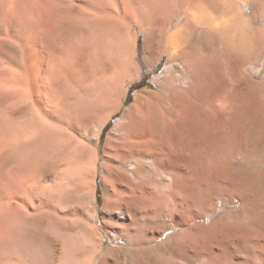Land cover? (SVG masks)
Masks as SVG:
<instances>
[{
  "label": "bare ground",
  "instance_id": "obj_1",
  "mask_svg": "<svg viewBox=\"0 0 264 264\" xmlns=\"http://www.w3.org/2000/svg\"><path fill=\"white\" fill-rule=\"evenodd\" d=\"M263 67L264 0H0V264H264Z\"/></svg>",
  "mask_w": 264,
  "mask_h": 264
},
{
  "label": "rangeland",
  "instance_id": "obj_2",
  "mask_svg": "<svg viewBox=\"0 0 264 264\" xmlns=\"http://www.w3.org/2000/svg\"><path fill=\"white\" fill-rule=\"evenodd\" d=\"M203 13H204L203 11H198V13L196 12V14L198 16V17L197 16L196 17L199 18V19H202L203 16H205V13L204 14ZM200 15H202L201 18H200ZM181 19H182V17L176 15V18L173 21L174 23H172V28H173L172 30H178L179 28H181V23H180ZM152 23H154V22H152ZM152 23L150 24V28L148 27L149 31H151L150 32V34H151L150 36H153L152 34L155 31H157V32L160 31L161 32V29L158 28L159 26L155 25V23H154L155 26L154 25L152 26ZM151 26H152L153 30L151 29ZM147 31L139 28L137 25H133V26H131L129 28L128 36L132 37V38H135V40H134V42H135L134 43L135 44V47H134V50H135L134 63H136V65L138 66V68L140 70V77L137 80H135V81H128L125 84L124 90L126 91V93H125L124 97L122 98L121 107H120L119 111L110 120V125L105 130V133H107L112 128L115 120L118 119L119 117H121L124 114L126 108L128 106H130L134 102V96H135L136 92H138L140 90H143V89H148V90H152V91L157 90L158 89L157 79L160 76H162L164 73H170L172 71V69H166L167 63H168V60H169V54L167 52H164L165 50H162L163 53L160 50L161 51V53H160L159 49H156L160 53L159 54L157 51L153 50L155 48H153L151 45L149 46L151 51L156 54V55L155 54L153 55V53H152V57H154V56H157V57H154V60H153L152 64H150L148 62L147 57L149 58V52H148V50L146 48V47H148L146 41L148 40L147 36H148L149 33H147ZM139 34H141V39H142L141 40L140 57H138V36H139ZM160 62H162V64L159 67L158 65L160 64ZM176 66H178L180 69H182V67H183L182 64H179V63ZM260 71H261L260 72L261 75H264V67ZM142 79H143V84L141 86H136L135 91L132 94L131 102L128 103V104H125V101L127 99V96L129 94L131 86L132 85H138V82L140 80H142ZM99 171L100 172L98 173V178H97V181H96V191L98 190L97 191V196H98L97 199L98 200H97L96 204L100 208L103 205V202H104L105 191H104V187H103L104 170L101 167V169ZM219 205L221 206L222 202H219ZM202 222L209 229L210 228L213 229V227H214V226H212L214 224L213 217L208 215V218H206ZM98 224L101 225V222L98 221ZM211 229H210V231H211ZM177 230H178V228L168 229V230L164 231L165 233H163V238H166L169 235L173 234L174 232H177ZM118 243L122 244L123 242H118ZM109 245H112V242L107 240L106 244H105V247H107Z\"/></svg>",
  "mask_w": 264,
  "mask_h": 264
},
{
  "label": "trees",
  "instance_id": "obj_3",
  "mask_svg": "<svg viewBox=\"0 0 264 264\" xmlns=\"http://www.w3.org/2000/svg\"><path fill=\"white\" fill-rule=\"evenodd\" d=\"M141 34H139L138 36V57H140V51H141ZM162 64V62H160V64L158 65L160 67V65ZM143 84V79L140 80L138 82V85H132L129 91V94L127 96V99L125 101V104H128L131 102V98H132V94L135 91L136 86H141ZM110 125V122L108 123L107 127ZM107 129V128H106Z\"/></svg>",
  "mask_w": 264,
  "mask_h": 264
}]
</instances>
